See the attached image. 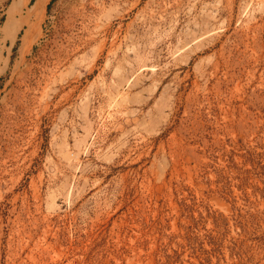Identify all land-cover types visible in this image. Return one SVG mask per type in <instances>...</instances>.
<instances>
[{
    "label": "rangeland",
    "instance_id": "374dc122",
    "mask_svg": "<svg viewBox=\"0 0 264 264\" xmlns=\"http://www.w3.org/2000/svg\"><path fill=\"white\" fill-rule=\"evenodd\" d=\"M0 264H264V0H0Z\"/></svg>",
    "mask_w": 264,
    "mask_h": 264
}]
</instances>
